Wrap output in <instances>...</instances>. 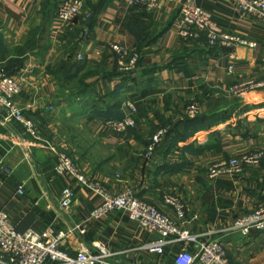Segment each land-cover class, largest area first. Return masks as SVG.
Instances as JSON below:
<instances>
[{"label":"crops","instance_id":"obj_1","mask_svg":"<svg viewBox=\"0 0 264 264\" xmlns=\"http://www.w3.org/2000/svg\"><path fill=\"white\" fill-rule=\"evenodd\" d=\"M61 1L0 0V73L18 82L14 101L37 133H23L0 105V209L15 230L63 232L69 254L104 248L123 264H173L180 249L195 252L216 238L231 264H264V230L232 228L264 201V155L237 174L208 179L205 173L212 162L264 154V22L226 0H190L224 32L255 43L229 49L209 46L203 36H179L184 0L154 12L123 0H83V13L66 24L55 15ZM114 44L139 54L132 70H117ZM127 100L135 103L136 124L118 132L106 122L123 117ZM192 103L199 106L194 115L186 112ZM158 128L166 132L145 155ZM52 147L110 192L132 187L196 241L168 244L156 255L142 248L153 236L123 211L91 217L99 197L54 171ZM67 186L73 202L61 208ZM168 194L183 203V218L164 202ZM75 225L82 232H69Z\"/></svg>","mask_w":264,"mask_h":264},{"label":"built area","instance_id":"obj_2","mask_svg":"<svg viewBox=\"0 0 264 264\" xmlns=\"http://www.w3.org/2000/svg\"><path fill=\"white\" fill-rule=\"evenodd\" d=\"M124 3L138 6L146 12H154L164 2L174 0H123ZM235 8L243 11L258 21L264 22V0H226ZM85 3L83 0H63L56 8V18L63 24L73 21L83 13ZM86 16H88L86 14ZM177 32L183 39H196L203 36L209 46H221L233 49L238 45L249 47L255 43L237 35L228 34L216 23L209 12L191 5L190 0H184L179 6L177 18ZM112 51L116 57L118 68L123 71L132 70L139 59V54L131 51L123 45H112ZM230 58L234 57L231 52ZM232 71V66H227ZM241 86H236L238 91ZM20 92L16 79L10 75L0 73V105L4 108L8 117L18 121L23 133L37 138L33 120L26 117L16 105L14 97ZM126 112L122 118L110 120L106 123L118 132H125L134 126L132 114L136 112L135 103L131 100L125 102ZM197 108L188 107L186 112L195 114ZM165 129L158 130L152 137L149 151H153L159 140L165 134ZM52 150L55 151L52 147ZM148 152L147 155H150ZM57 158L54 171L58 174H69L76 182L86 187L99 197V201L91 211L93 218L102 217L112 211L120 210L135 223L148 236L153 238L142 246L149 253L162 255L168 244L175 242H195L196 236L187 230H182L178 221L159 211L154 205L136 197L132 187H124L117 192H110L99 179L86 176L80 166L65 151H55ZM262 151L248 152L235 156L230 160H223L209 165L206 169L208 179H215L221 175L237 174L243 166L256 164L263 157ZM10 173V169L5 168ZM18 193H22L19 188ZM74 198V190L71 186L65 187L60 196L59 206L67 208ZM164 202L171 206L177 217L183 218L184 206L181 200L171 194L164 196ZM233 229L246 233L250 229L264 230V203L256 207L252 212L237 218ZM79 229L78 225L70 228L69 232ZM81 232L82 230L79 229ZM65 233L45 230L37 232L28 229L18 232L8 219V214L0 209V264H123L115 257V253L108 252L104 248L93 253L87 248L79 249L74 255L69 254L63 248ZM173 264H231L224 246L219 239H209L198 243L195 252L184 248L173 256Z\"/></svg>","mask_w":264,"mask_h":264},{"label":"rangeland","instance_id":"obj_3","mask_svg":"<svg viewBox=\"0 0 264 264\" xmlns=\"http://www.w3.org/2000/svg\"><path fill=\"white\" fill-rule=\"evenodd\" d=\"M137 65V64H136ZM116 68H117V70L119 71V72H127V71H123V70H120L119 68H118V64H117V62H116ZM128 71H130V70H128ZM188 107H196L197 109H198V103H195V104H190V105H187L186 106V108H188ZM198 111V110H197ZM126 112V111H125ZM132 117H133V119H134V126H132V127H130V128H128V130H132L134 127H135V124H136V121H135V113L134 114H132ZM160 129H162V128H160ZM159 128L151 135V138H150V142H149V144L147 145V147H146V150H145V155H147L148 154V152H151V151H149V148H150V145H151V142H152V137L155 135V133L158 131V130H160ZM128 130H126L125 132H127ZM258 151H261V150H258ZM231 158H233V157H231ZM231 158H229V159H224L225 161H227V160H230ZM262 159H263V157H262ZM262 159L258 162V163H256V164H259L261 161H262ZM221 161H223V160H221ZM217 162H220V161H217ZM217 162H212V163H210L209 165H211V164H213V163H217ZM208 165V166H209ZM207 166V167H208ZM245 166H243V168H244ZM243 168H242V170H243ZM206 173V176H207V171L205 172ZM240 173V172H239ZM208 178V177H207ZM264 194V193H263ZM263 203H264V201H262ZM262 202L261 203H259V204H257V206L256 207H258L259 205H261L262 204ZM255 207V208H256ZM254 208V209H255ZM243 216V215H242Z\"/></svg>","mask_w":264,"mask_h":264},{"label":"trees","instance_id":"obj_4","mask_svg":"<svg viewBox=\"0 0 264 264\" xmlns=\"http://www.w3.org/2000/svg\"><path fill=\"white\" fill-rule=\"evenodd\" d=\"M139 60V59H138Z\"/></svg>","mask_w":264,"mask_h":264}]
</instances>
